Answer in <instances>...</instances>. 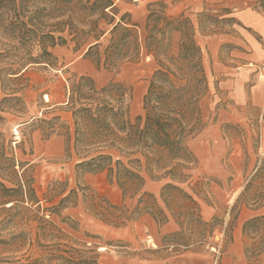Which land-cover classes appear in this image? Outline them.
Segmentation results:
<instances>
[{
	"label": "trees",
	"instance_id": "16d2710c",
	"mask_svg": "<svg viewBox=\"0 0 264 264\" xmlns=\"http://www.w3.org/2000/svg\"><path fill=\"white\" fill-rule=\"evenodd\" d=\"M116 1L0 0V37L5 40L0 41L1 83L5 78L20 79L30 65L54 68L56 59L50 48L68 44L96 66L115 68L141 55L150 56L156 65L142 96V112L133 118L125 103L128 91L121 84L97 88L89 76L70 73L67 77L65 105L72 129L65 126L66 151L72 150L77 157L76 175L104 173L106 181L120 189L121 200L112 203L77 181L56 205L42 207L33 179H26L25 170L12 188L0 182V204L11 200L6 210H14L19 221L35 223L34 242L29 243L41 251L38 257L16 264H97L99 254L94 246L64 243L67 235L52 221L53 215L60 217L62 208L78 202L93 218L114 227H123L143 215L158 224L171 217L178 230L164 239L184 247L203 238L191 239V231L202 228L208 236L213 231V221L201 219L193 191L179 185L187 181L196 163L186 141L205 125L202 106L209 90L202 49L195 37L197 33H228L241 23L227 5L211 13L207 7L210 0H201L203 10L195 21L183 13L168 15L165 3L156 0L146 4L145 20L139 25L130 21L129 13L117 16ZM258 8L264 10V0ZM175 34L178 39L173 46ZM12 98L21 102L19 97ZM59 120L58 116L41 120L47 125L46 135L57 125L64 126ZM3 121L0 115V123ZM14 166L1 144L0 177L4 179L7 169ZM259 169L233 207L238 203L264 207V187L251 190L252 181L264 179ZM146 177L166 179L159 192L161 204L144 189ZM7 191L14 193L12 199ZM252 223L263 224L264 215L245 221L243 230Z\"/></svg>",
	"mask_w": 264,
	"mask_h": 264
},
{
	"label": "rangeland",
	"instance_id": "374dc122",
	"mask_svg": "<svg viewBox=\"0 0 264 264\" xmlns=\"http://www.w3.org/2000/svg\"><path fill=\"white\" fill-rule=\"evenodd\" d=\"M152 1L156 0H117V16L129 13L131 22L142 25L146 4ZM159 1L165 3L168 15L183 13L193 21L203 10L201 0ZM259 1H208L211 13L220 6L232 7L241 26L234 25L228 33H197L195 37L202 49L209 90L202 106L205 125L186 141L196 163L189 170L187 181L179 185L193 191L201 219L213 221L211 235L200 228L188 234L191 239L203 237L201 241L187 247L171 244L164 239L178 230L171 217L158 224L143 215L123 227H114L93 218L78 202L62 208L60 217L52 216L53 223L68 237L64 243L75 246L74 243L86 242L94 246L99 254L97 264H264V249L260 250L264 223H252L243 230L245 221L264 215V207L244 203L233 207L256 169L260 168L261 175L264 173V10L258 8ZM241 10L251 11L255 23L251 25L239 18L237 13ZM177 39L175 34L173 46ZM0 41L5 40L0 37ZM50 51L56 59L54 68L30 65L20 79L5 78L0 82V115L4 118L0 123V146L15 162L14 169H7L0 182L12 188L25 170L26 179H33L42 207L56 205L77 181L118 204L120 189L109 184L104 173L77 176V157L72 150L66 151L65 126L72 129L71 114L65 105L66 79L75 73L92 78L97 88L121 84L128 91L125 103L133 118L142 112V96L156 65L150 56L141 55L115 68L96 66L80 51L74 52L72 44L54 46ZM71 62L74 64L68 66ZM55 116L64 126L57 125L52 134L46 135L47 125L41 120ZM13 130L18 132V138H13ZM19 163L25 166L21 168ZM262 178L252 181V191L264 187ZM165 181L148 177L145 180L144 189L159 204ZM6 194L8 199L14 195L10 191ZM12 203L9 200L0 204V264L24 263L41 252L29 243L34 242L35 223L19 221L14 210L4 208ZM18 245L19 250H15Z\"/></svg>",
	"mask_w": 264,
	"mask_h": 264
},
{
	"label": "crops",
	"instance_id": "0c3cea01",
	"mask_svg": "<svg viewBox=\"0 0 264 264\" xmlns=\"http://www.w3.org/2000/svg\"><path fill=\"white\" fill-rule=\"evenodd\" d=\"M237 15H239V18H241L247 23H250L251 25L255 23V15L251 11L241 10L237 13ZM73 64L74 62H71V64H69L68 66H71Z\"/></svg>",
	"mask_w": 264,
	"mask_h": 264
},
{
	"label": "built area",
	"instance_id": "2783aa9c",
	"mask_svg": "<svg viewBox=\"0 0 264 264\" xmlns=\"http://www.w3.org/2000/svg\"><path fill=\"white\" fill-rule=\"evenodd\" d=\"M262 70L264 71V59L262 61ZM13 138H18V132L16 130H13Z\"/></svg>",
	"mask_w": 264,
	"mask_h": 264
},
{
	"label": "bare ground",
	"instance_id": "6f19581e",
	"mask_svg": "<svg viewBox=\"0 0 264 264\" xmlns=\"http://www.w3.org/2000/svg\"><path fill=\"white\" fill-rule=\"evenodd\" d=\"M45 100H48V97L45 95Z\"/></svg>",
	"mask_w": 264,
	"mask_h": 264
}]
</instances>
